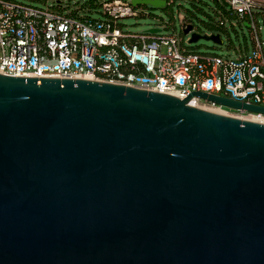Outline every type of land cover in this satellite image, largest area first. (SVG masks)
Instances as JSON below:
<instances>
[{
  "label": "water",
  "instance_id": "1",
  "mask_svg": "<svg viewBox=\"0 0 264 264\" xmlns=\"http://www.w3.org/2000/svg\"><path fill=\"white\" fill-rule=\"evenodd\" d=\"M192 97L264 114L203 92L0 74V264H264V124Z\"/></svg>",
  "mask_w": 264,
  "mask_h": 264
},
{
  "label": "built area",
  "instance_id": "2",
  "mask_svg": "<svg viewBox=\"0 0 264 264\" xmlns=\"http://www.w3.org/2000/svg\"><path fill=\"white\" fill-rule=\"evenodd\" d=\"M173 6L175 0H165ZM248 23L253 50L237 58L191 52L177 34L124 32L118 21L139 17L130 1L102 4L103 20L0 0V74L18 78L85 79L187 99L194 92L264 107V1L226 0ZM182 29L185 18L179 15ZM223 24V23H222ZM190 105L264 124V114L192 97Z\"/></svg>",
  "mask_w": 264,
  "mask_h": 264
},
{
  "label": "rangeland",
  "instance_id": "3",
  "mask_svg": "<svg viewBox=\"0 0 264 264\" xmlns=\"http://www.w3.org/2000/svg\"><path fill=\"white\" fill-rule=\"evenodd\" d=\"M38 8H60L66 13L79 14L81 17H90L94 20H103L102 5L111 0H16ZM95 1L96 7L89 9L88 4ZM139 17L125 18L118 21L124 32L142 34L154 27H161L163 34H177L184 38L186 47L191 52L210 53L223 57L237 58L240 50H253L252 34L248 27L237 25L232 28L227 23V31L216 28L222 20V14L218 8L217 0H175L173 6L155 8L152 5L139 6ZM194 27V32L200 35L221 34L223 45H216L211 41L200 40L196 44H189L190 36L183 34L181 19ZM262 41L264 43V19L259 16ZM215 112V110H213ZM218 112V111H217Z\"/></svg>",
  "mask_w": 264,
  "mask_h": 264
},
{
  "label": "trees",
  "instance_id": "4",
  "mask_svg": "<svg viewBox=\"0 0 264 264\" xmlns=\"http://www.w3.org/2000/svg\"><path fill=\"white\" fill-rule=\"evenodd\" d=\"M87 6L89 9H92V8H95L97 5H96L95 1H91ZM100 6L102 7L101 4H100ZM218 8L222 14V20L216 26V28L218 30L226 32L227 31V28H226L227 23H229L232 28H236L237 25L245 26L244 22H241L236 17L232 16L230 14L229 9L225 6H223V4H221L220 2H218ZM58 10L62 11L60 8H58ZM71 14H74V13H71ZM257 14L262 15V14H264V12H257ZM75 15H79V14L76 13ZM250 31H251V29H250ZM251 34H252V31H251ZM252 41H253V37H252ZM253 45H254V42H253ZM249 52L250 51L248 49L247 50H243V49L240 50V54H248Z\"/></svg>",
  "mask_w": 264,
  "mask_h": 264
},
{
  "label": "bare ground",
  "instance_id": "5",
  "mask_svg": "<svg viewBox=\"0 0 264 264\" xmlns=\"http://www.w3.org/2000/svg\"><path fill=\"white\" fill-rule=\"evenodd\" d=\"M205 110H208V111H212L214 112L213 110H215V113H218V114H223V115H227L225 112L219 110V109H205ZM218 111V112H217ZM252 121V120H251Z\"/></svg>",
  "mask_w": 264,
  "mask_h": 264
},
{
  "label": "crops",
  "instance_id": "6",
  "mask_svg": "<svg viewBox=\"0 0 264 264\" xmlns=\"http://www.w3.org/2000/svg\"><path fill=\"white\" fill-rule=\"evenodd\" d=\"M260 1H264V0H260ZM246 24V23H245ZM248 24V23H247Z\"/></svg>",
  "mask_w": 264,
  "mask_h": 264
}]
</instances>
